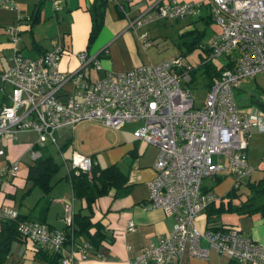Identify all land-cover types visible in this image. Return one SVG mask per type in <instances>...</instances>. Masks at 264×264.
Listing matches in <instances>:
<instances>
[{
	"label": "built area",
	"instance_id": "built-area-1",
	"mask_svg": "<svg viewBox=\"0 0 264 264\" xmlns=\"http://www.w3.org/2000/svg\"><path fill=\"white\" fill-rule=\"evenodd\" d=\"M202 2L209 4L207 13L216 25L211 41L204 45L210 47L208 59L219 70L205 86L202 106H194L189 86L193 65L185 63V55L123 71L107 70L103 76L89 79L83 68L91 62L99 67L95 56L80 51L77 69L65 73L58 67L60 47L46 49L39 57L22 55L17 47L18 24L5 26L16 55L3 71L10 91H3L0 100V135L8 129L13 136L22 129H35L38 137L28 153L30 162L40 156L44 141L53 139L56 127L91 117L112 127L138 121L134 136L157 146L154 175L147 182V206L160 207L172 217L173 224L169 231L148 238L128 264H163L185 254L206 257L210 251L242 264H264L263 243L243 233L239 226L204 224L200 228L196 222L206 205L218 197L203 179L215 180L231 173L236 175L233 184L237 187L240 178L252 169L246 158L247 138L253 131L264 133V109L255 104L239 106L234 96L241 79L258 72L264 75V0ZM14 4L15 0H0L5 7ZM53 6L60 8L59 0H53ZM198 6L191 1L152 0L143 20L195 13ZM22 17L18 15L19 20ZM24 17L31 18L27 14ZM146 34L142 32L139 37L145 40ZM67 81L72 90L61 98L56 91ZM212 155L222 156V160L214 161ZM62 162L67 175L84 171L90 176L96 160L74 152L68 159L62 157ZM18 164L15 159L1 168L0 178L16 174ZM74 212L69 197L60 217L68 229L73 226ZM18 214L15 207L0 205V219H17ZM127 228H135L132 219L127 220ZM17 229L34 247L58 253L60 264L87 257L89 243L75 238L67 242L61 228L23 218L17 221Z\"/></svg>",
	"mask_w": 264,
	"mask_h": 264
},
{
	"label": "crops",
	"instance_id": "crops-1",
	"mask_svg": "<svg viewBox=\"0 0 264 264\" xmlns=\"http://www.w3.org/2000/svg\"><path fill=\"white\" fill-rule=\"evenodd\" d=\"M92 1L59 0L60 8L57 9L53 6V0H15L13 7L0 6L2 82L7 83L10 88V84L2 76L16 55V47L5 30L9 23L18 24L17 47L22 55L39 57L46 49L60 47L62 51L58 67L61 71L70 73L79 65L77 53L86 51L89 56L97 58L99 67L91 62L83 71L89 79H96L103 76L107 70L123 71L137 65L182 55L179 54L180 51L170 47L169 30H174L177 36L181 37L183 31L190 29L189 25L195 20L204 22L200 15H207L202 13L204 4L202 0H179L197 3L198 11L186 14V17L179 16L180 19L157 16L143 20L147 17L146 11L152 0H106L102 26L88 45L91 26L89 7ZM120 4L123 9H120ZM27 13L32 14L30 20L24 16L19 20V14ZM142 32L147 33L145 40L139 37ZM177 43L181 42L177 40ZM3 83L0 84V100L4 98L3 91H6ZM71 90L72 84L67 81L62 88L57 89L56 95L64 98ZM87 121L99 122L118 131L114 132L113 136L97 138L91 134L87 139L90 133ZM138 123L124 121L119 127H112L91 117L73 125L56 127L52 133L53 139H46L43 148L50 152L49 144H52L59 151L61 158L68 159L74 152H78L91 155L100 166L114 163L126 176V181L120 186L110 185L104 193L95 196L88 209L84 197L77 194L79 191H74L69 175L66 176L65 172L58 177L65 181L57 185L56 181L59 179L55 180L54 184L58 189L53 187L52 191L48 192L49 194L53 192L52 199L41 218H38L37 211L33 209L35 208L33 203L23 197L26 188L20 193L17 190V187H23L27 180L28 162L23 165H20V162L34 147L38 133L35 129H22L13 136L11 129L4 131L0 135V148L3 149L0 156L5 162L2 168L15 159L19 164L16 174H6L0 178V205L15 207L26 218L35 219L54 228H63L64 222L58 224L57 220H62L60 217L63 213L64 200L71 197L74 209L81 207L82 212H90L91 219L98 220L105 233V238L99 245L94 247L89 244L87 257L75 261L74 264H128L129 260L140 252L148 238H155L160 233L169 231L173 224L172 217L165 214L160 207L147 206L149 192L147 182L154 175L153 163L158 149L156 145L134 136L133 129ZM63 147H67L68 156L62 152ZM100 149L102 154L98 158L97 151ZM214 157L217 160L220 158L219 155ZM60 164L64 165L62 159ZM211 187L219 195L218 185L213 183ZM42 195L41 193V197ZM128 219L133 220L134 229L127 228ZM196 220L198 226H204V212H200ZM232 222L264 245V217L240 215ZM0 264H46V261L31 247L29 240L18 237L10 242L6 254L0 257ZM163 264L242 263L222 253L210 251L206 257L185 254L179 260L172 259Z\"/></svg>",
	"mask_w": 264,
	"mask_h": 264
},
{
	"label": "trees",
	"instance_id": "trees-1",
	"mask_svg": "<svg viewBox=\"0 0 264 264\" xmlns=\"http://www.w3.org/2000/svg\"><path fill=\"white\" fill-rule=\"evenodd\" d=\"M105 3L106 0H93L89 7L91 26L88 35V45L95 38L102 26ZM27 15L31 17L32 14L27 13ZM200 16L204 18L205 23L211 21L209 13H207V15ZM204 30L205 27H194L186 30L189 33H192L193 37L188 41H182V45H184L186 49L184 51L182 49V55H186L187 51L192 50V48L197 45L200 49L203 47V50L206 53L202 54V58L199 60L198 64L190 69L191 79L194 77L193 72L199 68L201 77H203L202 82L205 86H209L213 78L218 74L219 70L217 69L215 63L208 59L210 47L204 45L206 43L202 42L201 39ZM258 104V107L264 109V102L259 101ZM59 166L60 163L54 159L52 154L46 148L41 147L40 156H38L32 162H29L27 165L26 178L31 179L32 183L23 191V193L27 192L31 188L32 184L40 185L44 192L50 190L56 180L54 177L59 169ZM65 175L68 176L67 173ZM222 176L223 175L218 176L215 181L220 180ZM68 177L71 180L74 191H79L77 194L79 193L80 196L84 197L86 201L85 206L88 209L95 196L104 193L110 185L120 186L126 181V176L121 173V170L117 165L112 163L109 165L100 166L97 161L92 166L90 176H88L87 172L84 171H80L78 173L71 171ZM100 183H102V185ZM246 185L248 190L237 203H233L229 197L223 196H218L215 200L210 201L203 210L205 215V225L212 227L236 225L232 222L223 221L220 218V215L223 211H235L240 215L264 217V176H261L255 180H248ZM235 188L236 187L233 184L227 190V195L229 196L234 194ZM91 216L92 215L90 212H82L81 207L75 210L73 214L72 228L68 229L69 227L67 225L61 228L65 231L67 242H71L72 238H75L78 240L87 241L94 247L99 245V242L105 238L104 229L102 228L99 221H93ZM23 218L25 219L26 216L19 213L17 219L21 220ZM17 219H0V257H3L6 254L9 244L14 238L22 237L17 229ZM30 244L31 247H33V249L36 250L38 254L46 261V264H60L58 253L49 251L46 248L34 247L31 242Z\"/></svg>",
	"mask_w": 264,
	"mask_h": 264
},
{
	"label": "rangeland",
	"instance_id": "rangeland-1",
	"mask_svg": "<svg viewBox=\"0 0 264 264\" xmlns=\"http://www.w3.org/2000/svg\"><path fill=\"white\" fill-rule=\"evenodd\" d=\"M111 1L109 2V4L112 3ZM208 11H209V4L207 3L203 4L202 13L205 14ZM181 17H186V15L181 16ZM177 19H180V17H178ZM195 26L197 28L205 27L204 33L201 36L202 42L207 43L208 41H211L213 33H214V29L216 28V25L212 19L211 21L206 22V23L197 19L193 22V24H190L188 28H194ZM192 37H193L192 33H189L188 31L183 32L182 36L180 37V36H177L174 30H169L168 43L169 45H171L170 47H172V49H177L178 52L180 51L179 54H182V49L183 51L186 50L185 46L182 45V41L183 40L188 41ZM177 40H179L181 43L178 44ZM202 50L203 49H200L197 45L194 48H192V50L187 51L186 56H184L185 63L192 64L193 66L198 64L199 60L202 58V54L206 53L204 50L203 51ZM193 74H194V77L191 79L189 86L191 87V90L193 93L194 106H202V101L206 94V87L204 83L202 82L203 77H201L199 68H197V70L194 71ZM2 83L3 82L0 76V84ZM3 86L5 90L8 92L10 89L9 85L4 82ZM234 96H235L236 103L239 106H244V105L248 106L251 104H255L259 106L258 104L259 101L264 102V75L258 72V73H255L253 76H246L243 79H241L238 83V87H236L234 90ZM87 125L90 130V133L87 135V139L90 137L91 134L94 138H97L101 136H113L114 132L118 131L117 129H114L108 126H103L99 122L87 121ZM49 150H50V153L55 158V160L60 163L62 158L60 157L59 151H57L56 148L52 144H49ZM62 152L63 153L65 152L64 153L65 156H68L67 147H63ZM263 153H264V133L253 131L251 135L247 138V149H246V158H247L248 163L252 166V169L248 175L242 176L240 178L238 186L235 188L234 194H231L229 196L227 195V190L233 185V182L236 178V175L231 174V173L224 174L221 177V179L218 180L217 182H215V180L211 179L210 177H206L203 179V184L206 186H211V184L213 183L216 186L218 185L219 187L218 196L229 197L231 199V202L237 203L240 200V198H242L246 194L248 190L246 182L248 180H255L261 176H264ZM100 154H102L101 149L97 151L98 158H100L99 157L101 156ZM212 158L214 159V161L217 160L214 157V155H212ZM220 159L222 160V156H220ZM30 161L31 160L27 155V157L25 156L22 158L20 165L26 164L27 162L29 163ZM4 165H5V162L0 156V169ZM65 172H66L65 166L63 164H60L59 169L55 175V179L56 180L59 179V181L58 180L56 181L57 183L55 182L57 185L59 182L65 181L62 178H58L60 175L64 174ZM31 183H32L31 179L27 178L26 183L24 184L23 187H17L18 193L22 192L23 189L27 188ZM56 184H54L50 188L51 191L53 187L58 189V186H56ZM50 190H48L47 192H44L40 185L32 184L31 188L27 192L23 193V197H25L26 199H28L29 201L33 203V206L35 207L33 209L37 211L36 213L38 214V218H41V216L43 217V214L46 211V206L48 207V204L52 199L53 192L51 194L48 193ZM41 193L43 194L42 197H41ZM74 205L76 206V200L74 201ZM52 210L53 208L51 206L50 211L52 212ZM201 212H203V210ZM239 216L240 214L236 213L235 211L233 212L223 211L220 215V218L223 221L232 222V220H236V218ZM57 223L63 224V221L58 219ZM199 227L203 228V225L202 226L199 225ZM242 232L246 233L243 230Z\"/></svg>",
	"mask_w": 264,
	"mask_h": 264
}]
</instances>
